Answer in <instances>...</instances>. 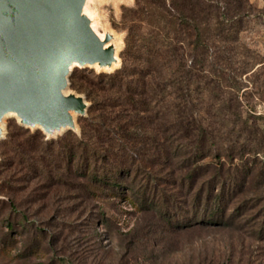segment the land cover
<instances>
[{"label": "trees", "instance_id": "obj_1", "mask_svg": "<svg viewBox=\"0 0 264 264\" xmlns=\"http://www.w3.org/2000/svg\"><path fill=\"white\" fill-rule=\"evenodd\" d=\"M231 1L235 18L249 9V0ZM137 5L124 12L129 28L123 65L113 72H73V86L91 101L81 133L68 131L57 139H46L41 130L21 134L18 130L24 129L16 125L18 130H10L5 143H11L25 177L41 174L48 181L58 177L69 183L64 175L72 177L77 171L102 190L114 192L118 187L120 195L138 208L158 204L168 210V203L177 202V197L167 193L166 182L178 190L188 183L191 191L197 176L210 171L211 179L204 180L193 204L203 205L210 220L223 221L225 204L242 189L243 175L264 156V126L256 116H245L237 99L227 94L228 63L213 60L227 50L222 43L239 39L241 28H227L225 6L213 0H137ZM244 67L241 73L251 71L264 80V58ZM232 80L229 86L236 87L237 81ZM138 128H150V140L136 137ZM143 142L150 147L138 151L144 148ZM151 155L170 169L184 168V180L148 171L141 160H152ZM65 161L63 174L58 169ZM214 185H219L218 192ZM1 191L7 198L0 202L18 211L7 190ZM21 218L28 216L22 213Z\"/></svg>", "mask_w": 264, "mask_h": 264}, {"label": "rangeland", "instance_id": "obj_2", "mask_svg": "<svg viewBox=\"0 0 264 264\" xmlns=\"http://www.w3.org/2000/svg\"><path fill=\"white\" fill-rule=\"evenodd\" d=\"M213 1L225 6L229 21L227 28H241L239 39L222 43L227 50L217 54L213 60L228 63L229 73L226 75L230 81H226L227 94L237 99L245 116H256L263 127V76H253L251 71L241 72L246 64L256 58H264V0H249V9L241 10L239 19L233 16L234 2ZM137 6V0H91L89 7L94 12V23L104 37L106 32L112 34L108 44L115 45L117 58L113 65L106 66L109 68H101L98 64L75 66L69 76L68 92L76 91L87 98L85 92L73 86L74 71L98 74L113 72L123 65L129 28L124 12L126 8L135 9ZM138 24L147 28L145 24ZM215 27V24L212 25V28ZM232 79L237 81L233 83L237 84L236 87L229 86ZM87 100L91 105V101ZM88 110L86 114L76 115V129L56 131L53 136L47 135L41 128L23 125L15 114L4 118L2 126L5 135L0 137V200L7 198L1 191L4 187L17 204L18 211L0 202V264H264L262 155L258 165H253L251 155H246L252 169H247L246 175H243L242 189L233 201L225 204L223 221L210 220L202 210L203 205L200 208L193 204L195 194L205 185L204 180L211 179L210 171L197 176L191 191L188 183L178 190L172 183L166 182L164 188L167 193H174L177 197V202L168 203V210L158 204L138 208L136 203L120 195L118 187L114 188V192L102 190L91 181L87 182L77 171L71 177L63 171L67 167L66 161L58 172H63L69 183L58 177L55 182L48 181L41 174L25 177V170L18 164L11 143H5L9 131H17L18 125L24 129L18 130L19 133L30 134L41 130L46 139H57L68 131L79 135L81 122L88 115ZM202 113L209 121L213 120L205 110ZM134 132L136 137L145 141L152 134L150 128H138ZM228 142L233 144L231 139ZM143 144L141 147L144 148L138 151L150 147L148 143ZM1 148L7 152L1 153ZM205 160L212 158L206 157ZM141 161L152 173L184 180V168L170 169L167 164L158 162L156 155L152 160L143 158ZM235 161L241 164L239 159ZM259 164L263 170H260ZM128 178L124 176L123 179ZM213 188L214 192L220 190L219 185ZM125 193L131 194L130 187ZM22 213L27 214L28 219H22ZM8 218L12 220L13 227L8 225Z\"/></svg>", "mask_w": 264, "mask_h": 264}, {"label": "water", "instance_id": "obj_3", "mask_svg": "<svg viewBox=\"0 0 264 264\" xmlns=\"http://www.w3.org/2000/svg\"><path fill=\"white\" fill-rule=\"evenodd\" d=\"M84 1L0 0V120L13 110L23 125L49 136L77 128L72 112L86 114L90 104L64 92L73 65L109 68L116 60L115 45L106 44L112 34L95 32Z\"/></svg>", "mask_w": 264, "mask_h": 264}, {"label": "bare ground", "instance_id": "obj_4", "mask_svg": "<svg viewBox=\"0 0 264 264\" xmlns=\"http://www.w3.org/2000/svg\"><path fill=\"white\" fill-rule=\"evenodd\" d=\"M91 2V0H85L84 1V3H83V6H82V13L83 14H86L88 17H89V19H90V24H91V26L93 27V29L95 30V32L102 38V39H104L105 37L103 36L104 35V33L102 34L101 32H100V30L97 28V25H95V23H94V12L90 9V7H89V3ZM107 45H108V42L106 43ZM116 51V50H115ZM115 57L117 58V53L115 52ZM115 62V61H114ZM114 62L112 63V65L114 64ZM94 64H98V62H95ZM77 65H79L78 63H75L73 66H77ZM68 88H69V86L68 87H66L65 89H64V92L65 93H71V92H68ZM73 113V116H74V119H76V115L78 114L77 112H75V111H73L72 112ZM9 114H15L17 117H18V115H17V113L15 112V111H13V110H9L8 112H6L5 113V115H3V117L1 118V120H0V125L2 126V122H3V120H4V118L7 116V115H9ZM3 127V126H2Z\"/></svg>", "mask_w": 264, "mask_h": 264}]
</instances>
